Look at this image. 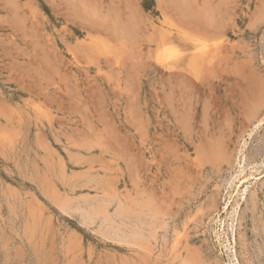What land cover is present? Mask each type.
<instances>
[{"label": "rangeland", "instance_id": "374dc122", "mask_svg": "<svg viewBox=\"0 0 264 264\" xmlns=\"http://www.w3.org/2000/svg\"><path fill=\"white\" fill-rule=\"evenodd\" d=\"M0 264H264V0H0Z\"/></svg>", "mask_w": 264, "mask_h": 264}, {"label": "bare ground", "instance_id": "6f19581e", "mask_svg": "<svg viewBox=\"0 0 264 264\" xmlns=\"http://www.w3.org/2000/svg\"><path fill=\"white\" fill-rule=\"evenodd\" d=\"M189 38V37H188ZM188 40V39H187ZM189 41V40H188ZM192 41H194V40H192ZM190 42H191V40H190ZM188 43V42H187ZM190 50V49H189ZM196 50V49H195ZM183 51V50H182ZM194 51V50H193ZM199 52H201V51H199ZM177 53V52H176ZM179 53V52H178ZM204 53V52H203ZM181 54V53H180ZM191 54H193V53H191ZM205 54V53H204ZM177 55V54H176ZM179 55V54H178ZM189 56H191L190 54H189ZM177 59V58H176ZM193 60V59H192ZM203 60V59H202ZM199 61H200V59H199ZM178 63V62H177ZM186 63V62H185ZM186 67V66H185ZM189 68V67H188ZM187 68V69H188ZM190 69V68H189ZM182 70V69H181ZM190 71V70H189ZM262 121V120H261ZM260 121V122H261ZM256 127V126H255Z\"/></svg>", "mask_w": 264, "mask_h": 264}]
</instances>
